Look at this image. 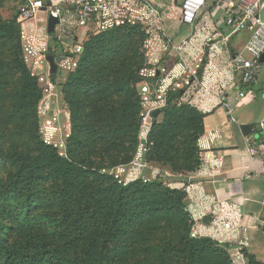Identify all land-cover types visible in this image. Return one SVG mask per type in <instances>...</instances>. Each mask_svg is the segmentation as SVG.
<instances>
[{"label":"trees","instance_id":"trees-1","mask_svg":"<svg viewBox=\"0 0 264 264\" xmlns=\"http://www.w3.org/2000/svg\"><path fill=\"white\" fill-rule=\"evenodd\" d=\"M143 39L140 26L124 25L84 43L62 85L63 156L39 134L43 87L23 61L16 13L0 16V264H232L226 244L192 235L186 183L123 184L101 172L130 163L139 146ZM181 94L168 93L146 160L186 175L201 165L206 114L173 103Z\"/></svg>","mask_w":264,"mask_h":264},{"label":"crops","instance_id":"crops-1","mask_svg":"<svg viewBox=\"0 0 264 264\" xmlns=\"http://www.w3.org/2000/svg\"><path fill=\"white\" fill-rule=\"evenodd\" d=\"M161 2L163 35L167 37L164 39L176 44L190 37L191 44L182 57L188 69H195L196 64H200L192 80L196 79V83L191 85L188 96L195 107L206 114L204 131L198 140L202 161L195 172L186 176L193 182L188 207L195 220L196 233L226 244L229 250L240 247L248 264H264V163L247 154L248 140L264 136V62L257 69L258 83L234 104L235 114L231 120L219 102L221 97L212 91L222 84L226 86V96L229 90L233 91L229 61L235 53L242 51L248 33L227 36L228 30L221 24L218 10L202 13L193 26L185 25L176 14L182 0ZM7 3L12 8L17 6V0H4V4ZM260 13L264 19V0ZM207 37L211 40L207 42L200 63L197 57L201 56ZM162 61L171 67L179 58L172 51L165 52ZM180 70L178 66L175 68L177 73ZM199 82L203 85L199 86ZM241 125L251 126L249 134L242 133Z\"/></svg>","mask_w":264,"mask_h":264},{"label":"built area","instance_id":"built-area-1","mask_svg":"<svg viewBox=\"0 0 264 264\" xmlns=\"http://www.w3.org/2000/svg\"><path fill=\"white\" fill-rule=\"evenodd\" d=\"M262 2L263 0H182L179 11L176 10L179 20L188 26H193L202 13L218 10L221 12V24L228 30L227 36L239 32L248 33L242 51L235 53L229 61L234 79L233 91L229 90L226 96V86L223 84L212 91L217 97H221L219 102L225 107L231 120L235 114L234 104L241 101L259 81L257 69L264 54V19L260 13ZM161 9V0H17L16 21L20 27L23 61L32 71L47 67L50 74L46 57L63 56L57 63V72L74 70L77 60L73 57L82 52L84 43L90 37L115 27L138 25L147 37L144 44L145 64L139 72L142 77L148 78V83L142 86L144 101L150 104L158 101L165 103L168 93L177 90L182 91V97L189 98L191 85L196 83V79L192 80L200 64H196L195 69H188L182 57V53L191 44L190 37H185L176 44L164 39L167 37L163 35L164 13L160 12ZM50 17L56 20L49 32ZM224 39L227 40L226 37ZM210 40L211 37H207L202 45L201 56L197 57L200 63ZM171 51L179 58L171 67L162 58H156L158 52ZM176 65L181 69L178 73L175 72ZM31 75L38 76L34 72ZM40 80L45 81V77L41 75ZM199 84L203 85L202 82ZM208 89L210 87L205 92ZM212 89L213 86L210 90ZM153 93L154 98H151ZM190 102L196 106L191 99ZM152 111L153 109H148L142 121L145 135L150 126L146 124V120ZM145 135L140 140V147L144 152L147 151ZM247 154L264 163V136L248 140ZM229 252L232 264H248L240 247L232 248Z\"/></svg>","mask_w":264,"mask_h":264},{"label":"rangeland","instance_id":"rangeland-1","mask_svg":"<svg viewBox=\"0 0 264 264\" xmlns=\"http://www.w3.org/2000/svg\"><path fill=\"white\" fill-rule=\"evenodd\" d=\"M9 3V2H8ZM4 4L0 6V16L2 18L10 17L14 12L17 11V6H14L13 8L9 4ZM41 25V23H40ZM244 33V32H241ZM94 36V35H93ZM143 39L142 44L138 51L142 54L145 64V56H144V44L146 41ZM86 43V42H85ZM84 48V45H83ZM83 51V50H81ZM82 52L80 54H77L73 57V59L77 62L80 58ZM164 52H158L156 55V58H162L163 59ZM173 60V59H172ZM77 66V64H76ZM144 66V65H143ZM30 72L36 73L38 76L37 83L38 85L43 87L42 90V97L41 100L38 103L37 106V115L39 118V134L41 139L44 143L48 145H52L57 149L60 155L65 156L66 155V143L69 135L71 134V121H70V107L68 106L67 102L65 101V97L62 91V85L66 81L67 75L73 71H63L60 70L57 72L55 76H52L48 73L47 67L43 68V70L40 71H32L31 67L27 66ZM43 75L45 77L44 80H40V76ZM145 80L141 81L138 84V94L141 99L140 103V110H139V131H138V138H139V146L137 149L136 154L133 157V160L128 164H119L113 167H106L105 169L101 170L103 173H108L110 175H113L115 179L118 180L119 183L128 184L130 182L136 181V180H154L157 178H160L164 183H166L169 186H181L180 184L186 183L187 186L185 188L187 192V198L185 199V202L187 205V209L189 211V202L191 201V195H189L190 191H192L193 182L191 181V178H187L191 173H187L186 175L181 174H175L172 172L171 169H169L166 166H160L151 162H148L146 160V152L142 150V147H140V140L141 137H144V130L142 128L143 124V118L146 117V111L148 109H153L152 112H150L149 117L146 120V124L149 126L148 132L145 135L147 139V135L152 127V124L154 121L161 119L162 115L161 113L158 114L156 118L152 117V113L155 111V107H166V102H157L156 104H150L147 101H144L143 99V92H142V86L146 83H148V78H145ZM151 84L155 85V82L153 83L151 81ZM186 91V89H185ZM151 98H154V93L151 95ZM173 103L177 104H186L191 107L196 108L193 106L190 102V98L182 97V95L177 98ZM162 105V106H159ZM120 108V107H119ZM159 108V109H161ZM197 109V108H196ZM104 112H102L103 114ZM199 147V146H198ZM147 148V146H146ZM199 157L200 161H202L201 158V151L199 148ZM200 167V166H199ZM198 167V168H199ZM195 172V171H194ZM187 176V177H186ZM190 213V212H189ZM191 214V213H190ZM192 220L195 224V220L193 216L191 215ZM196 226L194 225L192 228V235H197ZM206 237V236H204ZM208 237V236H207ZM220 245L224 244L219 242ZM224 251H226L229 259H230V250L227 247H224Z\"/></svg>","mask_w":264,"mask_h":264},{"label":"water","instance_id":"water-1","mask_svg":"<svg viewBox=\"0 0 264 264\" xmlns=\"http://www.w3.org/2000/svg\"><path fill=\"white\" fill-rule=\"evenodd\" d=\"M54 18L50 17L49 19V26H48V31L50 32L53 28V24L55 23ZM64 57L63 56H52V55H48L46 57L48 64H49V71L50 74L52 76H55L57 73V63H59ZM261 62H264V54H262L261 58H260ZM163 109V108H161ZM161 109H156L153 113H152V117L156 118L158 116L159 113H161ZM251 130V126L250 125H241V131L244 135L249 134Z\"/></svg>","mask_w":264,"mask_h":264}]
</instances>
